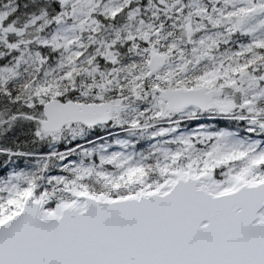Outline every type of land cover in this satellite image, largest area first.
<instances>
[{
  "label": "snow or ice",
  "instance_id": "1",
  "mask_svg": "<svg viewBox=\"0 0 264 264\" xmlns=\"http://www.w3.org/2000/svg\"><path fill=\"white\" fill-rule=\"evenodd\" d=\"M0 264H264V0H0Z\"/></svg>",
  "mask_w": 264,
  "mask_h": 264
}]
</instances>
